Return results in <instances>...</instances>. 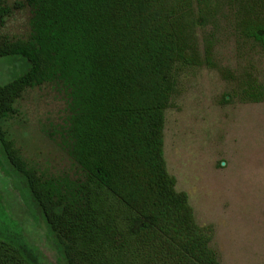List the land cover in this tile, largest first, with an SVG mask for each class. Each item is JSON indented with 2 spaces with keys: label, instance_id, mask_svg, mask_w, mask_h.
<instances>
[{
  "label": "trees",
  "instance_id": "1",
  "mask_svg": "<svg viewBox=\"0 0 264 264\" xmlns=\"http://www.w3.org/2000/svg\"><path fill=\"white\" fill-rule=\"evenodd\" d=\"M24 3L28 37L0 34V59L17 58L25 69L0 85V150L66 264H220L210 247L213 227L195 222L187 195L167 171L164 114L183 70L214 68L211 42L205 37L200 51L198 33L216 10L240 41L264 51V0ZM21 6L0 0V29ZM45 84L67 96L63 139L79 171L75 179L42 174L3 125L24 92ZM233 95L262 103L264 84L245 76ZM0 264L32 263L0 237Z\"/></svg>",
  "mask_w": 264,
  "mask_h": 264
},
{
  "label": "rangeland",
  "instance_id": "2",
  "mask_svg": "<svg viewBox=\"0 0 264 264\" xmlns=\"http://www.w3.org/2000/svg\"><path fill=\"white\" fill-rule=\"evenodd\" d=\"M15 3L22 6L4 20L0 34L26 39L30 9L24 0H5L10 7ZM222 12L216 10L205 32L198 33L200 51L205 37L211 42L214 68L185 69L178 78L164 114V158L175 189L188 197L195 222L213 227L210 247L219 263L264 264V102L233 97L245 76L264 84V51L240 41ZM24 71L21 60L1 58L0 85ZM222 97L229 102L222 104ZM15 110L3 125L22 157L46 176L78 177L63 139L68 117L64 89L55 84L28 89ZM0 208L1 238L32 264H66L1 150ZM3 213L13 224L4 225Z\"/></svg>",
  "mask_w": 264,
  "mask_h": 264
}]
</instances>
